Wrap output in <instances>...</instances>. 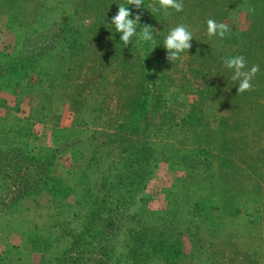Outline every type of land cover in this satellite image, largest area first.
Segmentation results:
<instances>
[{"label": "rangeland", "instance_id": "1", "mask_svg": "<svg viewBox=\"0 0 264 264\" xmlns=\"http://www.w3.org/2000/svg\"><path fill=\"white\" fill-rule=\"evenodd\" d=\"M121 4L134 18L127 0H0L4 55L37 28L57 31L53 95L37 81V70L11 68L9 86L0 90V119L27 120L32 154L54 151L51 175L69 188L57 205L73 207L68 213L52 208L46 189L13 201L14 190L5 193L0 185V264H39L38 249L50 242L59 257L73 241L71 230L87 241L81 236L91 214L87 180L97 194L133 147L157 163L143 183L142 176L124 177L112 195L119 207L109 222L121 237L109 264H132L129 249L138 252L151 239L175 242L181 251L173 261L149 252L146 264H264V0H183V11L167 15L154 9L157 0H144L140 25L152 27L154 42L134 36L126 47L111 24ZM250 14L261 34L248 41L247 65L260 70L254 90L239 93V81L223 63L235 56L232 37H209L206 21L249 34ZM179 24L193 40L171 62L163 41ZM64 42L69 46L60 51Z\"/></svg>", "mask_w": 264, "mask_h": 264}, {"label": "trees", "instance_id": "2", "mask_svg": "<svg viewBox=\"0 0 264 264\" xmlns=\"http://www.w3.org/2000/svg\"><path fill=\"white\" fill-rule=\"evenodd\" d=\"M247 1L248 0H238L239 3H247ZM134 12L136 15L141 14L136 8H134ZM132 17L133 16L130 18ZM249 19L253 23L249 34L241 32L228 33L230 37H232L228 43L234 46L236 50L235 56H243L246 61L249 47L248 41L261 34V27L258 21L252 17L251 14ZM38 29L41 28L33 30V34L24 38V40L13 48L9 54L4 55L0 52V90L9 86L8 82L12 79V75L14 74H9L11 68H27V70H37V81L40 84H42L43 81L46 82L47 85L45 89L50 96L53 95L55 83L52 79L55 78V69L58 68L59 65V59H55V56H52V54L55 53L53 44L57 40V31ZM40 37L45 38L40 39ZM252 45L253 43L251 46ZM67 46H69V43L64 42L59 47L60 51L67 49ZM145 50L148 52V47L145 48ZM230 53L232 54L231 51ZM61 61L62 58H60V62ZM140 68L143 69V64ZM231 74L233 73L231 72ZM36 89H31L30 93L39 95L40 91L38 94ZM41 90L43 93L44 88ZM39 97L41 99L40 95ZM48 99H50V97L45 96L44 100ZM42 110L44 111L45 109ZM101 114H103V110H101ZM0 122V185L4 187L5 193L9 194L10 190H14L15 193L12 199L13 201H18L26 196L37 195L46 189L48 194L52 197V208L61 209L62 212H66L69 208L72 209V205L67 202L57 205L58 195L65 197L69 193V188L62 180L54 178L51 175V167L54 166L55 160L54 151L39 148L32 154L31 151L28 150V143L26 140L29 138L28 136L31 134V130L25 127L27 120L18 119L15 120L14 123H8L9 121L4 118L0 119ZM147 149L151 152V146H147ZM168 152H170V149ZM162 154L163 153L159 155ZM142 159L146 162L141 163ZM156 159L157 158L151 156V154L144 151L141 152L138 149L135 150L133 147L127 152V156L123 160V165L119 167L120 165L117 164L114 169L110 171L111 173L107 178H103L101 185L99 184L100 186L97 189V194H93L89 186V181L87 180L88 192L90 194L92 193L90 196L92 197L90 204L87 202L91 214H87V232L81 234V236L87 237V241L82 240L80 234L75 235V232L71 230L68 232L70 233L68 236L71 237L73 241L71 240L69 247L61 256L56 257L51 242L47 245L45 244L41 250L38 249L41 255L39 264H54V262L70 264L71 258L74 255L78 257V264H109L115 254V243H118V239L121 237L120 228L117 226V229L114 230L111 228L109 222L113 220L112 213L114 209L119 207L116 201L112 199V195L117 193L120 188H123L124 177L127 179L132 178L136 181L142 176L143 179L141 182L143 183L145 181L144 178L149 174V168L156 166ZM166 160L170 161L171 158L167 157ZM150 161L153 163L151 167L148 163ZM99 198H101L100 201H98ZM128 205L129 204H127L126 207H129ZM106 214L107 216L105 217L104 215ZM92 221H97V225H100V227H96V225L91 226ZM99 221H101V223H99ZM48 239L49 237L46 238V241H48ZM139 240L138 238V241ZM174 244L175 242L167 246L162 240L151 239L149 245L146 246V244L143 243V247H141V249H143L138 252L130 248L129 257L132 264H146L142 261H144L146 257H149L148 253L150 252L157 255L162 254L165 261H173L174 258L179 257L181 251L178 247L176 248ZM92 246L94 248L91 252L88 249ZM86 253L87 256H85ZM71 254H73V256Z\"/></svg>", "mask_w": 264, "mask_h": 264}, {"label": "clouds", "instance_id": "3", "mask_svg": "<svg viewBox=\"0 0 264 264\" xmlns=\"http://www.w3.org/2000/svg\"><path fill=\"white\" fill-rule=\"evenodd\" d=\"M158 7L153 5L155 10H162L166 15L168 10L172 9L176 12L183 11V0H157ZM127 5H133L137 10L144 5V0H127ZM254 11V9H250ZM133 13L124 4L118 6L117 13L111 18V24L115 31L120 34V41L124 46H128L134 36L138 37V41L143 43L154 42L152 27L150 25H140L141 14L130 18ZM207 35L209 37L218 36L223 39L230 32L229 25L224 22H217L214 19H208ZM140 28L138 32L137 29ZM193 40V33L184 24H179L172 28L163 41V47L167 51V59L171 62L180 60L182 54L188 52L191 48L190 41ZM225 67L232 71L231 79L239 81L237 92L244 93L253 91V79L259 72V65H252L250 68L243 56H233L225 58L223 61Z\"/></svg>", "mask_w": 264, "mask_h": 264}]
</instances>
